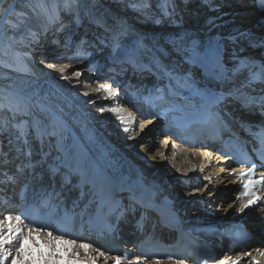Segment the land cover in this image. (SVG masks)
<instances>
[{"label":"rangeland","instance_id":"374dc122","mask_svg":"<svg viewBox=\"0 0 264 264\" xmlns=\"http://www.w3.org/2000/svg\"><path fill=\"white\" fill-rule=\"evenodd\" d=\"M77 1L79 0H3L2 1V3L0 4V77L4 78L9 76V77H13L14 79V82L11 81L8 84H5L3 90L8 88V89H17L18 91L21 92L25 90L27 87H29L30 84L45 82L50 87L49 89L55 92V95L61 96V98H63L67 102L72 101L78 97L84 98V104L88 107L86 109L88 114H85V116L88 117L90 123L91 121H93V126L96 127L98 126V124L97 125L94 124L95 122H98V120L105 119L107 122L106 127L105 129L101 128L105 132L103 133V137L110 135L111 140L117 145L118 150H120L124 154L128 153L129 156L133 155V159H131L132 162L135 163L136 165H140L141 171L145 176H151L155 173V171L157 173V171L162 167V164L160 166L155 167V163L151 162V159L153 158L152 155L157 153L158 150H160V147L158 146L160 145V140L155 138L157 141L155 142L154 147L150 148V150H147V148L145 149L143 147H140V144L144 145V147L147 144V140L149 136H151L149 132L152 130V127H154L155 119L153 120L151 117L148 118L146 117L144 119H137V120L135 119L133 126L130 127V132H128V131H123L125 127L123 126V124L125 121L121 119L118 120L116 117L117 115L113 113L114 110H117L120 107L124 108V106L121 104V102L123 101L116 103L117 98L115 99V102H113L114 99L108 101L103 100L106 102L105 105L100 107L96 106L95 108L90 107L89 102H92L97 98H104L102 97V94L104 95V93L100 90L102 85L100 86V84L95 80L98 79L97 76L88 74L85 69H80L83 71L80 72V70H78L79 69L78 66H81L83 64H89L91 60L94 59H97L96 62H100V59L106 56L105 53L101 52V50L98 48L96 49L95 52L90 51V53L89 51L86 50L85 52L90 54L89 58H85L83 61L74 62L69 65L68 62L60 63L63 61V59L57 57V56H62L58 53L55 55L48 54L47 56V54H44L42 52L43 48L51 49L55 45H53L50 42L49 40L50 36L49 37L47 36L48 37L47 40H41L43 36H46V34L43 35L44 32H42L43 30H40V28L43 25H45L47 29L50 28L57 29V26L61 24L60 27L63 28V31H66V33L70 34L69 31L71 30L74 24L73 23L74 17L72 16L71 12H73L74 10L75 12L78 11ZM96 1L99 3L102 2V6H103L102 10L107 11L105 12L106 14H116L119 11L126 15H130V13L136 14L135 10H132L130 8V2L132 0H129L128 2L125 0H96ZM107 2L109 4H107ZM224 2L227 3L226 4L219 2L216 3L219 4L217 10H222V11L220 13H215L216 11L212 12V10L209 11V9L200 10L199 9L200 6L198 8L197 6L198 3L196 1L189 0L186 3H184L182 7L177 6L178 10L179 8H183V11L180 12L179 10V15L176 14V16L178 17L174 15L172 16V11L169 10L168 6H166L165 9L163 10L166 19L171 22L176 21L177 24L179 23L177 27H173V26L168 27L169 29H167L166 32L177 31L178 29L181 28H187L188 30L193 31L194 27H197L201 30V32H204L207 30V28L209 29L211 28V26L212 27L215 26L217 27V31L223 33L225 30H227V27L233 24H247L253 20L251 18H248L246 15L248 14L249 8L247 10L239 11L240 9L245 8V6L247 5L246 3L238 2L235 0H224ZM180 3L181 1L176 0V4H180ZM137 4L138 2L133 0L132 6L135 7ZM233 4H235L236 7L232 8ZM163 5H164L163 0L162 3L155 2L151 6V11H153V13H156L157 11H161ZM121 8L124 9L125 11L124 10L122 11ZM228 8H232V10L234 11L231 12L230 11L231 9ZM186 10H189L190 13L188 12L186 15H184V12L186 13ZM249 11H251V13L254 12L252 14H256L255 13L256 11H254V9ZM60 13L61 15L64 13L61 19L53 20L54 16L55 15L59 16ZM159 14H161V12H159ZM59 20L61 21L60 23ZM180 20H182V24L180 23ZM53 21L55 24L53 23ZM145 21L146 18L144 17L137 18L136 27L145 30L143 32L151 31L153 33H156L161 29L165 30L163 28V25L157 24L156 22L157 20L153 19L152 21H150V23H147ZM50 22L52 25L49 24ZM199 22H201L200 26H198ZM155 24H157V26H155ZM164 27H166V25ZM35 29L39 31L38 36L35 35L36 33L34 31ZM54 34L55 33H53V35ZM68 37L69 35L68 36L65 35V38H63V40H67ZM77 37L78 35L72 34L70 39H74ZM90 39L93 40V38ZM61 43H63V41L61 40L58 41V44L60 45L57 46V50L63 47ZM238 43L240 44L241 42ZM97 44L101 46L100 43ZM54 56L59 58V60L53 61V59L50 57H54ZM50 61H52L51 67H49ZM96 62L92 61V64H95ZM48 72H50V74ZM21 85L22 87H20ZM49 89L48 91L50 92L51 90ZM3 99H6V97H0V102ZM2 117H4L3 114L0 115V121L2 120ZM4 119H5L4 122L7 123V126H5L4 129L6 131L10 130L9 133L6 132L7 133L6 140L9 139L11 135L12 136L11 139L13 140L14 143H16L18 139L15 138V136H18L19 138H21V136L18 134V132L14 131V128H16V126H13L14 128H10L8 126V124L14 125V122H11L9 118H4ZM29 119H30L29 115L22 116L20 118L21 121H25L26 123L29 122ZM156 126H157L156 127L157 130L160 129V124H157ZM29 127H31L30 124ZM24 129H27V127ZM0 133H5L2 131L1 127H0ZM142 137L143 139H141ZM30 138L32 140H29L30 142H28L26 145L22 143H17L19 144V147L14 146L13 148L14 151L19 152L23 150L22 148H25L26 146V148L31 152V154L35 157V159L46 160L45 165L43 164L42 161L36 162L32 167L31 171L29 172V174H33V180H34L32 182L33 186H35L37 189L39 188L42 189L47 187H49L50 189H57V188L62 189L65 187L64 189H66L71 187L70 191L73 190V185L71 186V182L73 179L72 174L67 175V177L63 178V180L61 178L59 179V173L58 175L51 176V174H53V172H51L52 165L47 161L50 160L52 162L53 160L56 166L58 162L57 159H59V157H56L57 155L56 150L54 149V147H52L49 144L50 142H48V140H45L43 144L40 146L39 144H37L39 141L36 140L35 136H31ZM107 141L110 140L108 139ZM6 142L7 145H11V142L8 141ZM41 147H42V151H41ZM130 147L135 148V150L134 151H132V149L129 150ZM132 152L133 153L135 152L136 154H132ZM11 154L14 155V153ZM17 154L20 155V157L23 156L19 153ZM142 163L143 166L141 165ZM40 164L41 167L39 166ZM45 166H47V168ZM126 167H130V165L125 163L121 165V168H126ZM164 167L165 170L168 169H169L168 171L175 170V172L177 173L184 172L185 169H187L185 163L175 161L174 159H172V156L170 157L168 156L166 158V164ZM69 176H71L72 178L69 179L68 182L63 183L65 182V180H67ZM156 179H158V177H156ZM219 179L207 183L209 189L206 192H203V195L206 196L205 199H199L196 201L195 204H197L198 201L201 202L202 200H208L206 202L207 205H212L213 207L216 206V201H214L213 197L215 195H218L221 198L223 190L227 192L226 185L220 183ZM167 188H169V186H167L166 189ZM119 193L122 194L124 192L120 191ZM3 217H4L3 219L5 220L6 215H4ZM3 219H0V234L3 237L6 236L8 241V242L6 241V243L11 246L12 241H14V239L16 238L15 237L16 234H14L15 224L11 223V221H9L10 217H8L7 222L5 223L8 225L9 222L10 225L7 228L5 226ZM0 243H1V238H0ZM1 248L2 245L0 246V249ZM4 248L5 250L1 253L2 256L6 254L7 255L11 254L12 251L7 252V250H9L8 246H5ZM92 251L93 253L90 254V257L92 258L90 257L88 258L89 260L87 264H89V262H91L92 264L115 263L113 257H111V259L107 262L108 259L105 258V256L102 253H99L94 249H92ZM2 256L0 257L2 258ZM46 259L47 258L45 257L44 259L45 264H56L54 260L51 259L50 262H47ZM129 259L132 260L131 257L125 256L121 262L124 263L125 261H129Z\"/></svg>","mask_w":264,"mask_h":264},{"label":"bare ground","instance_id":"6f19581e","mask_svg":"<svg viewBox=\"0 0 264 264\" xmlns=\"http://www.w3.org/2000/svg\"><path fill=\"white\" fill-rule=\"evenodd\" d=\"M3 0H0V4L2 3ZM86 4H82L81 0H79V6H77L78 11H76V15L80 13V18L83 19V26L84 25H95L96 19L95 16H97V13L100 12L102 2H93L94 0H87ZM195 4V3H194ZM247 5L245 8L240 9L239 11L249 10L254 9V5L250 3H246ZM86 6L87 9L85 10L84 8H81ZM219 4H215L214 6L210 5L206 1H202L200 5V10L201 9H209V11L212 10V12L216 11L215 13H220L222 10H217ZM250 5V6H249ZM236 7L235 4L232 5V8ZM230 11L233 12L234 10ZM122 9V8H121ZM124 9H122L123 11ZM248 10L247 17L253 19L251 22L247 24H233L229 27H227V30H225L223 33L220 31H217V27H212L207 28L206 31L201 32V30L197 27H194V30L190 31L187 28H181L178 29L177 31L173 32H166V30L161 29L157 33L153 32H143L138 29L137 33L140 36H147L151 35L152 37L157 38L158 36L164 37L166 35H174L175 38L179 40V45L184 44V49H189L192 53L197 52L200 47L203 44L211 43L214 41L217 42H223L225 44L226 48L231 49L233 46L232 43L235 42H241L239 45L241 47H238V50L243 49V45L246 46V44L250 41L249 35L253 34L252 40L254 39L255 35L257 37H264V14L260 12H255L256 14H252L251 11ZM255 10V9H254ZM105 10H102L103 12V17L109 18L114 16L113 14H108L106 15L104 13ZM125 11V10H124ZM181 11V10H180ZM107 12V11H105ZM110 13V12H108ZM209 13V12H208ZM211 13V12H210ZM64 14V13H63ZM63 14L59 16H54L53 20H58L61 19ZM131 14V13H130ZM134 17V16H132ZM114 21V20H113ZM61 21L59 20V23ZM110 22V20L108 21ZM54 23V21H53ZM51 24V22L49 23ZM55 24V23H54ZM157 24L164 25L163 19L161 15L157 16ZM156 24V25H157ZM179 24V23H178ZM178 24L175 23H170L169 27H177ZM201 22L198 23V26H200ZM52 25V24H51ZM77 26V25H76ZM80 30H83L82 27L77 26ZM186 27V26H185ZM190 28V27H189ZM54 29V28H53ZM53 29H47L45 25H43L40 30H43L44 33L43 35L48 36V32H51ZM256 29V30H254ZM36 33L35 35L38 36L39 31L37 29L34 30ZM243 31H247V35H242L239 36L240 33ZM254 31V32H253ZM253 32V33H252ZM46 36V38H47ZM239 36V37H235ZM235 37V38H234ZM93 38L92 36H89V39ZM88 39V40H89ZM231 40V41H229ZM233 52V50L231 49ZM235 54H239L238 51L235 52ZM105 57V56H104ZM188 57H191L192 59L194 58V54H189ZM79 64V63H78ZM77 65V64H76ZM52 66V61H50L49 67ZM73 67V66H72ZM82 70H80L81 72ZM83 72V71H82ZM50 74V72H48ZM83 76V75H82ZM87 76V75H86ZM98 77V76H97ZM13 81V77H4L0 79V96L3 95H9L11 96V102L9 103L10 107H18V111L15 112V110H10V112L13 113H23L26 111H29L30 114V119L28 124L32 127V133L30 136H35L37 141H40L41 138H45V135L47 134L48 131L52 132V137L50 141V145L54 147L56 150V157H59L57 159L58 161L62 158H67L70 157L72 159V164H80L82 166L83 172H88L89 169H91V164L93 161H95L96 167L99 169H102L106 171L107 174H109L112 177V181L114 182V187L115 190H122L124 186L119 187V185H124L121 183L124 182H129V180H123L122 178L118 177L116 175L117 168L115 165L111 163V160H115L118 162L119 160H116V158H108L112 154L118 155L122 160H125L126 162H122V164H128L130 167H126L127 169L131 170L134 168L133 165H131V162H128V159H133V155L129 156V154H124L120 150H118L117 145L112 142V147L110 145L104 144L101 145L99 148H96L89 140L91 137H96L98 138L99 135L97 134L96 131H99L101 128L106 127V120H98V122H95L94 124H98V126L94 127L93 123L91 124L90 121L88 120L89 124H80L79 122L81 121V117L85 116V114H88L87 112V106L84 104V98H76L72 101H65L61 96L55 95V92L49 89L50 87L45 83V82H40L37 84H30L29 87H27L23 91H18L17 89H4L5 84H8L9 82ZM67 84V83H66ZM2 85V86H1ZM19 87V86H18ZM22 87V85L20 86ZM51 90L50 92L48 91ZM22 90V89H21ZM100 90L104 93V95H107V97L104 98H97L93 100L92 102H89L91 108H95L96 106H103L105 105V101L103 100H113L114 97H117L118 94L112 93L111 89L106 88L105 86L102 85ZM103 95V94H102ZM132 98V103L128 105L127 113L124 112V108L120 107L117 110H114V114H116L117 119H121L124 122L123 126L124 129L123 131H128L130 132V127L133 126L134 120L136 119H144L146 118L143 110V103L141 102V99L138 98L137 94L135 91H132V94L130 97L134 96ZM102 99V100H101ZM101 100V101H99ZM70 111V113H69ZM132 116V117H131ZM149 116H152L155 119L154 127H152V130L149 132L151 136H149L147 140V144L142 145L140 144V147L147 148V150H150V148L154 147L155 142L157 141L155 138L160 140V150H156L157 153L152 155L151 162L155 163V167L160 166L162 164V167L147 180L150 183L155 184L157 186V182L161 183V188L166 191V187L170 186V190H174L178 186V177L175 175H178V173H175L173 171L172 173H169L168 177V171L165 170V164H166V158L172 155V145L167 144V139L166 141L163 140L162 138V131L161 129H156L157 124H161V120L157 119L155 116L150 114ZM148 117V116H147ZM100 118V117H99ZM83 119V118H82ZM153 119V120H154ZM5 120V119H4ZM91 120V119H90ZM84 121H86L84 119ZM25 124L26 122L23 121ZM16 128H20L21 130H25L24 128L25 125L20 124V125H15ZM88 130V132L85 130ZM40 135L39 138L37 136ZM104 138V137H103ZM115 138V137H113ZM32 140L31 138H29ZM143 139V137L141 138ZM140 139V140H141ZM145 140V138H144ZM143 143V142H142ZM62 147L60 148V146ZM139 146V145H138ZM25 149V148H22ZM27 149V148H26ZM111 149L113 151H111ZM134 151L135 148L130 147L129 150ZM144 149V150H145ZM107 151V153H106ZM175 156L176 159L181 160V159H187L190 160L191 162L196 163L199 159H202L203 156L197 153H193L192 151L185 150V149H175ZM150 152V151H149ZM55 153V152H54ZM108 154V155H107ZM132 154H136L135 152ZM35 158L34 156H32ZM54 157V158H56ZM53 159V158H51ZM137 160V159H136ZM210 160V159H209ZM208 160V162H209ZM53 161V160H52ZM24 162V161H23ZM223 162V160H222ZM139 163V162H138ZM206 162H204L205 164ZM133 164V163H132ZM48 165V164H47ZM52 165V164H51ZM49 165V166H51ZM55 165V164H54ZM121 165V164H120ZM118 166L121 168V166ZM143 166V163L141 164ZM127 166V165H126ZM7 167V166H6ZM154 167V168H155ZM5 168V167H3ZM187 168V167H186ZM217 168H221V165L219 164H212V169L215 170ZM122 169V168H121ZM148 170V169H147ZM169 170V169H168ZM171 170V169H170ZM186 170V169H185ZM211 170V168H209ZM142 172V171H141ZM184 171L183 173H185ZM59 178L63 180V178L67 177V175L72 174V185L76 184V175L73 169H69L68 171H59ZM140 171H138V176H140ZM216 174V170L214 171ZM88 173L87 175H89ZM171 174L173 176H171ZM182 174H180L181 176ZM218 175V173H217ZM157 176H160L159 179H156ZM71 177V178H72ZM132 178V177H131ZM222 179V180H221ZM220 181H222V184L226 185L227 188V194L224 195L226 197V201H224V197L221 199L220 196L215 195L214 201H216V206H214V211H216L218 208H222L223 206L225 207H230L233 203L232 200H230L229 192L234 189V185H232L231 180L226 179L225 176H221ZM163 181V183H162ZM60 183V182H59ZM2 184L0 183V186ZM200 183H198V186ZM228 186V187H227ZM1 188V187H0ZM180 188V187H179ZM184 189V186L182 187ZM64 189V188H62ZM167 188V190H169ZM201 190L204 189L200 188ZM53 190H59L53 189ZM128 190V188H127ZM79 191L76 190L75 187H73V190L70 191L67 189L60 190V192H55L52 194L54 196H59L60 198L64 197V194L69 193L71 195L72 193H76ZM51 193V192H50ZM131 190L126 193L120 194L119 192L117 193V197L123 198L126 202H130L131 200ZM190 193L189 195H191ZM81 197V196H79ZM206 196L203 195L202 193L196 194L194 197L190 198V201L193 200L192 205L199 199H205ZM232 198V197H231ZM52 199V198H49ZM111 199V197H110ZM80 203H85V198L80 199ZM191 205V203L189 204ZM212 206V205H209ZM132 207V206H129ZM213 207V206H212ZM227 209V208H225ZM9 215H6L5 217V222H7V219ZM11 217V216H10ZM12 221L16 222V229L17 231V242L12 246V251L13 253L8 256V257H3L0 260V264H45L44 259L45 257L47 258L46 260L50 262V260H54L56 264H87L88 263V258L90 257V254L93 253L91 249H94L95 251L102 253L105 257H113L115 260L114 264H132V261L134 260V251L133 249L131 250L130 248L128 251L126 250V254L123 257H118L114 256L113 254L106 253L104 249H102L98 242L97 244H93L87 240H84L83 238H79L77 240L69 239L67 237L61 238L59 236V230L53 229L51 230V236L49 235L48 231H45V226H40L35 229L26 227L23 225V223L14 216ZM7 225V224H6ZM10 225V224H9ZM14 225V224H13ZM11 229V227H10ZM48 229V228H47ZM85 227L83 228V230ZM50 230V229H49ZM13 231V230H11ZM159 231V230H156ZM16 234V233H14ZM160 234V233H159ZM158 235V234H157ZM16 237V236H15ZM5 237H3V242L0 244V246L6 242ZM7 240V238H6ZM49 240L51 242L49 243ZM91 240H94L93 238ZM96 241V240H95ZM8 242V241H7ZM2 249V248H1ZM50 252V253H49ZM19 254V255H18ZM46 255V256H44ZM48 255V256H47ZM56 255V256H55ZM50 256V257H49ZM131 257L129 261H125L124 263L121 262L124 257ZM92 258V257H90ZM94 259V258H93ZM91 260V259H90ZM53 261V262H54ZM93 262V261H92ZM89 264H92L89 262ZM145 264H186L184 262H177V261H170V260H165V261H150Z\"/></svg>","mask_w":264,"mask_h":264}]
</instances>
